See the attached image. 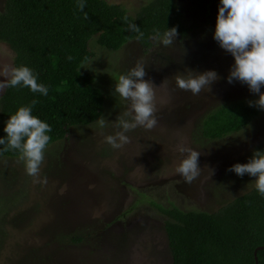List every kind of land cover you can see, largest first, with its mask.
I'll return each instance as SVG.
<instances>
[{
	"label": "rangeland",
	"instance_id": "1",
	"mask_svg": "<svg viewBox=\"0 0 264 264\" xmlns=\"http://www.w3.org/2000/svg\"><path fill=\"white\" fill-rule=\"evenodd\" d=\"M104 1L135 15L149 0ZM176 2L194 28L176 36L171 46L154 39L145 52L130 40L112 51L91 39L94 56L81 72L94 76L93 86L104 96L103 111L93 123L72 126L48 145L38 176L27 175L19 157L0 155V264H172L166 217L153 203L214 212L255 187V177L228 169L245 163L264 141V110L258 108L238 132L219 139L202 134L204 119L217 107L259 98L246 84L227 82L234 57L213 39L220 0ZM4 3L0 0V11ZM137 63L145 66V80L157 86L167 82L156 89L157 124L128 131V142L114 149L105 138L122 131L117 118L130 105L113 94L115 84ZM5 66L14 67V53L0 41V82L7 79ZM187 69L214 70L220 79L210 92L206 88L194 96L175 87L174 76H187ZM178 145L200 153L203 171L192 184L176 172L188 155ZM206 166L215 169L211 177Z\"/></svg>",
	"mask_w": 264,
	"mask_h": 264
},
{
	"label": "trees",
	"instance_id": "2",
	"mask_svg": "<svg viewBox=\"0 0 264 264\" xmlns=\"http://www.w3.org/2000/svg\"><path fill=\"white\" fill-rule=\"evenodd\" d=\"M130 24L139 27L141 38ZM171 28L178 37L194 28L176 0H149L135 15L104 0H5L0 41L14 53V67L31 69L48 94L23 86L5 88L0 96V138L6 137V122L20 107H31V114L51 127L48 145L63 139L72 126L93 123L103 111L104 96L93 86L94 76L81 72L94 56L91 39L96 37L100 46L112 51L136 40L147 52L154 46L153 37ZM258 112L249 103L222 105L204 119L202 134L219 139L238 132ZM5 147L0 145L1 156H20L18 150L4 151ZM256 151L264 152V141L250 158ZM153 204L166 217L172 264H254L253 251L264 244V196L255 187L214 212ZM257 258L264 264V249L257 251Z\"/></svg>",
	"mask_w": 264,
	"mask_h": 264
},
{
	"label": "clouds",
	"instance_id": "3",
	"mask_svg": "<svg viewBox=\"0 0 264 264\" xmlns=\"http://www.w3.org/2000/svg\"><path fill=\"white\" fill-rule=\"evenodd\" d=\"M220 7L216 19L213 39L226 52L234 57V64L230 67L227 82L231 84L234 80L246 84L253 94L259 98L249 101L250 107L264 110V0H220ZM83 10L84 4L78 5ZM87 19V14H85ZM131 31L139 33L138 39L143 36L135 24H130ZM177 36L176 28L166 31L161 37L159 33L154 39L160 41L165 47L173 45ZM188 75L177 74L174 76L175 87L184 91H190L194 96L199 95L202 90L210 92L211 85L220 79L217 72L208 70L196 73L191 69L186 70ZM3 75L7 77L0 82V91L7 87L23 86L30 88L34 93L48 94V89L36 82V77L31 69L25 66L9 68L4 67ZM147 75L143 63H137L126 75H121L115 84L114 93L130 102L129 109L122 117L117 118L116 126L122 131L105 138L112 148H120L128 142L125 135L128 131L143 127L146 130L153 129L157 124L155 113L156 89L166 87V80L160 85L145 80ZM165 101L162 99L161 101ZM37 101H32L35 105ZM124 117H130L125 119ZM101 128L105 127L106 119L98 120ZM51 127L31 114V107H20L11 115L4 127L5 138H0V145H6L4 151L9 149L18 150L19 159L25 165L26 174L36 177L39 175L40 165L44 159V150L49 143L47 135ZM181 153L187 152L176 172L186 184H192L203 171L199 166L200 153L192 149L178 145ZM207 168V166H206ZM208 173L214 174V168H207ZM228 171H232L240 177L245 174L255 177V188L261 196H264V152L256 151L247 163H236ZM46 178L43 183H46Z\"/></svg>",
	"mask_w": 264,
	"mask_h": 264
},
{
	"label": "water",
	"instance_id": "4",
	"mask_svg": "<svg viewBox=\"0 0 264 264\" xmlns=\"http://www.w3.org/2000/svg\"><path fill=\"white\" fill-rule=\"evenodd\" d=\"M264 249V244L261 246H258L254 249L253 251V257H254V264H258V258H257V251L258 250H263Z\"/></svg>",
	"mask_w": 264,
	"mask_h": 264
}]
</instances>
